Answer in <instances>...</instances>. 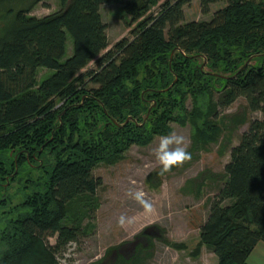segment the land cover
I'll use <instances>...</instances> for the list:
<instances>
[{
    "label": "trees",
    "instance_id": "trees-1",
    "mask_svg": "<svg viewBox=\"0 0 264 264\" xmlns=\"http://www.w3.org/2000/svg\"><path fill=\"white\" fill-rule=\"evenodd\" d=\"M44 1L0 0V264H58L97 206L94 170L188 123L195 148L216 143L227 123L249 124L193 254L206 246L218 264H249L264 243V0H199L205 15L227 5L192 22L184 8L193 0H59L57 12L31 15ZM107 4L136 26L103 55ZM92 62L98 69L83 72ZM41 70L53 73L40 81ZM239 98L262 118L220 122L219 110ZM152 230L171 245L153 226L136 236L150 245L112 264H144Z\"/></svg>",
    "mask_w": 264,
    "mask_h": 264
},
{
    "label": "rangeland",
    "instance_id": "rangeland-1",
    "mask_svg": "<svg viewBox=\"0 0 264 264\" xmlns=\"http://www.w3.org/2000/svg\"><path fill=\"white\" fill-rule=\"evenodd\" d=\"M227 4L217 3L211 6V12L203 14L199 0H193L184 8L185 22L210 21L214 13ZM59 0H45L39 3L32 14L36 17L57 12ZM152 10V14L158 12ZM101 14L107 25V35L112 47L123 39L131 40L136 25L129 24L130 18L124 15L117 4L103 5ZM73 44L69 39L67 57L72 54ZM92 62L83 72L97 70ZM53 71L41 70L42 81ZM91 87L93 85H90ZM190 105V104H189ZM244 98H239L233 105L219 110V120L237 115L249 120L261 119L260 112H250ZM249 124L236 129L227 123L223 134L216 143L195 148L194 128L172 124L173 132L187 138V150L191 160L171 172L161 175L162 166L156 159L153 149L158 147L161 137L146 147L133 146L122 161L114 165H100L93 174L102 181L96 193V208L82 222L84 234L76 242L70 243L65 250L57 254L58 264H97L104 260L111 261L107 252L126 244H131L136 236L145 229L158 226L171 245L158 239L153 234L152 253L144 264H218L216 255L206 246H202L197 257L193 254L199 247L201 226L207 220L212 201L224 182L225 167L231 160V150L240 143ZM130 187L142 189L146 199L153 205L152 212H146L140 204L127 195ZM8 188V187H7ZM14 193V190H11ZM121 215L132 218L122 227ZM49 245L56 244V237L48 240ZM144 244V243H143ZM173 244L184 245L175 248ZM129 251V248L126 249ZM110 257V258H109Z\"/></svg>",
    "mask_w": 264,
    "mask_h": 264
},
{
    "label": "clouds",
    "instance_id": "clouds-1",
    "mask_svg": "<svg viewBox=\"0 0 264 264\" xmlns=\"http://www.w3.org/2000/svg\"><path fill=\"white\" fill-rule=\"evenodd\" d=\"M187 138L172 132L169 135L160 138L158 147L153 149V153L162 166L161 175L171 172L175 167H181L187 161L191 160V153L187 150ZM127 195L134 199L146 212H152L153 205L146 199V193L142 189L130 187ZM130 217L121 215L119 218L120 226H124L126 222H131Z\"/></svg>",
    "mask_w": 264,
    "mask_h": 264
},
{
    "label": "flooded vegetation",
    "instance_id": "flooded-vegetation-1",
    "mask_svg": "<svg viewBox=\"0 0 264 264\" xmlns=\"http://www.w3.org/2000/svg\"><path fill=\"white\" fill-rule=\"evenodd\" d=\"M156 231L155 230H152V232L150 231V234H154ZM156 234H157V236L159 235V233L158 232H156ZM135 244H133L132 246H131V244H126V245H123V246H120V248H119V250L117 251V253L116 252H114V253H112L111 255H110V257L112 258V260L111 261H107L108 260V258H107V260L105 261V262H103V263H105V264H112V263H114V261H115V259H117V258H119V256L120 255H124V256H126V254L127 253H130L132 250H134L135 249V247L136 246H148V245H150L151 244V241H149L148 242V240L147 239H145V238H142V239H140V240H137L136 241V239H134V241H133ZM132 242V243H133ZM144 243V244H143ZM136 245V246H135ZM127 248H129V251H127L126 249ZM109 257V258H110Z\"/></svg>",
    "mask_w": 264,
    "mask_h": 264
},
{
    "label": "crops",
    "instance_id": "crops-1",
    "mask_svg": "<svg viewBox=\"0 0 264 264\" xmlns=\"http://www.w3.org/2000/svg\"><path fill=\"white\" fill-rule=\"evenodd\" d=\"M249 264H264V243H259L249 258Z\"/></svg>",
    "mask_w": 264,
    "mask_h": 264
}]
</instances>
